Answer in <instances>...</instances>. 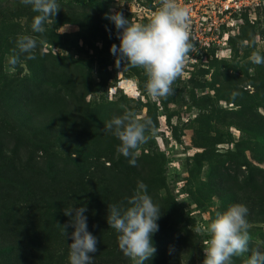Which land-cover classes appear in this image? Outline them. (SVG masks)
Wrapping results in <instances>:
<instances>
[{"label": "rangeland", "instance_id": "1", "mask_svg": "<svg viewBox=\"0 0 264 264\" xmlns=\"http://www.w3.org/2000/svg\"><path fill=\"white\" fill-rule=\"evenodd\" d=\"M58 2L61 9L54 24L44 34H35L31 6L0 0V87L19 84L31 92L40 87L54 99L45 96L44 102L59 106L60 121L72 132L66 130L64 145L45 152L16 129L3 141L16 145L15 155L29 157L26 174L49 194L58 195L61 217L69 222L63 210L83 204L107 230L105 242L118 253L107 264H132L119 249L117 233L106 217L108 205L126 203L137 181L147 185L161 208L159 230L152 236L156 253L144 264H202L207 237L197 227L226 210L233 197L244 205L264 202L262 151L254 146L250 153L238 148L241 156L233 154L236 141L257 139L256 130L264 129V120L255 117H264V64L250 60L253 51L264 55V0H242L245 6L227 18L218 0L206 1L190 21L195 51L165 100L147 94L143 69L116 65L109 49L119 45V30L106 18L120 12L130 22L148 23L160 0H92L91 6ZM22 34L37 36L36 58L26 60L22 54L13 71L7 58ZM11 109L21 113L16 106ZM125 111L149 116L155 125L135 166L117 153L120 141L104 130L106 122ZM47 136L55 137L51 132ZM94 147L100 152L96 155L102 154L97 161L88 159ZM73 150L82 155L78 166ZM250 173L254 180L242 183ZM96 176L109 187L105 198L98 189L93 191ZM248 222L249 252L233 257V264H244L253 249L264 252V221ZM58 237L54 241L63 243Z\"/></svg>", "mask_w": 264, "mask_h": 264}, {"label": "clouds", "instance_id": "2", "mask_svg": "<svg viewBox=\"0 0 264 264\" xmlns=\"http://www.w3.org/2000/svg\"><path fill=\"white\" fill-rule=\"evenodd\" d=\"M21 3L31 6L34 13L31 31L35 34H44L54 24L53 18L61 9L58 0H21ZM106 18L119 30V45L112 44L109 49L116 58V65L143 69L147 77L144 88L153 100H165L172 95L174 82L192 58L190 53L195 51L188 9L178 0H160L159 8L148 23L130 22L120 12L106 15ZM37 47L36 35H20L13 54L7 58L10 68L14 71L21 63L22 54L26 60H34ZM250 60L254 64H264V55L253 51ZM104 130L120 141L117 153L135 166L139 149L154 135L155 125L149 116L125 111L106 122ZM125 201L108 205L107 223L117 233L118 247L132 264H144L156 253L152 236L159 230L157 221L161 208L153 202L143 181H137L136 189L131 196L125 197ZM63 211L70 218L69 222L58 225L64 239L69 236L71 239L69 264H93L97 240L87 230L86 207L83 204L73 207L72 204ZM248 212L246 205L233 203L226 210L217 211L209 223L197 227L196 231L207 237L202 264H233V257L249 252ZM69 226L72 228L70 234ZM244 264H264V252L253 249Z\"/></svg>", "mask_w": 264, "mask_h": 264}, {"label": "trees", "instance_id": "3", "mask_svg": "<svg viewBox=\"0 0 264 264\" xmlns=\"http://www.w3.org/2000/svg\"><path fill=\"white\" fill-rule=\"evenodd\" d=\"M60 1L76 5H92V0ZM17 85L7 89L0 87V103H2L0 105V264H69L68 244L71 243V239L70 236L64 239L62 228L59 226L68 224V221L56 210L60 203L58 195L49 194L48 189L31 180L25 171L29 157L23 159L15 155L16 145H11L3 139L7 138V133L10 135L17 133L12 131L16 129L23 135L29 136L32 146L45 152L50 147L64 145L66 130L72 132V129L60 121L62 113L58 112L61 111L56 108L59 107L58 105L44 102L45 96L48 97L47 100H54L49 93L44 90L42 92L40 87L31 92L24 86ZM13 106L20 108L21 113L17 114V110L12 111ZM255 117L264 120V117L261 118L257 114ZM261 127H264V124ZM41 130L44 132L41 133ZM49 132L55 135L53 139L47 136ZM254 135L258 138L247 141L239 139L235 142V153H233L235 157L241 156L238 148L248 152L252 151L254 146L259 147L264 155V129L256 130ZM72 145L81 147L77 143ZM72 152L75 153V164L78 166L77 157L82 158V155L77 150ZM97 153L100 152L94 147L88 159L97 161L96 159L102 156V154L96 155ZM101 164L103 162H100ZM252 170L257 168L252 167ZM95 178L93 191L98 189L100 197H107L109 187L103 182L102 176ZM253 180V173H250L242 178L241 182ZM235 186L242 188L238 183H235ZM236 200L237 198L233 197V203H236ZM246 206L249 210L248 221H264V202L260 206L252 204ZM84 215L87 217V230L97 240V251L92 254L93 264L111 263L118 253L113 246L105 242L107 230H103L98 221L93 216L90 217L89 212L86 211ZM71 231L72 228L69 226V234ZM58 236L63 243L54 241L55 238H59ZM52 243H56V246Z\"/></svg>", "mask_w": 264, "mask_h": 264}, {"label": "built area", "instance_id": "4", "mask_svg": "<svg viewBox=\"0 0 264 264\" xmlns=\"http://www.w3.org/2000/svg\"><path fill=\"white\" fill-rule=\"evenodd\" d=\"M206 1L208 2V0H178V3H180L182 7L188 9L190 21H192L194 18L198 17V13L202 11V6ZM218 4L223 16L226 18L232 13L239 11L241 7L245 6V4L242 3V0H218Z\"/></svg>", "mask_w": 264, "mask_h": 264}]
</instances>
